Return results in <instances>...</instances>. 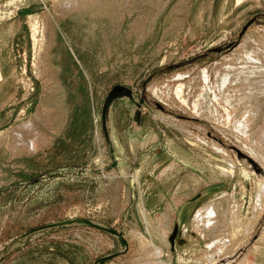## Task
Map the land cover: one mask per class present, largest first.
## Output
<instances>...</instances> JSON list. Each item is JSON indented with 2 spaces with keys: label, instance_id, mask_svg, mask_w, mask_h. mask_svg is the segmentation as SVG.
<instances>
[{
  "label": "rangeland",
  "instance_id": "rangeland-1",
  "mask_svg": "<svg viewBox=\"0 0 264 264\" xmlns=\"http://www.w3.org/2000/svg\"><path fill=\"white\" fill-rule=\"evenodd\" d=\"M0 264H264V0H0Z\"/></svg>",
  "mask_w": 264,
  "mask_h": 264
},
{
  "label": "water",
  "instance_id": "water-1",
  "mask_svg": "<svg viewBox=\"0 0 264 264\" xmlns=\"http://www.w3.org/2000/svg\"><path fill=\"white\" fill-rule=\"evenodd\" d=\"M244 28V26L242 27ZM121 96H125L127 99H131V91L129 90V88H126L124 86H119V85H115L112 90H110L108 92L107 95V103L112 102L114 99L121 97ZM246 161H249L248 158H246L245 156H242ZM101 263V262H100Z\"/></svg>",
  "mask_w": 264,
  "mask_h": 264
}]
</instances>
